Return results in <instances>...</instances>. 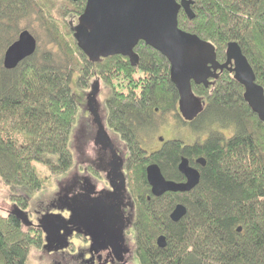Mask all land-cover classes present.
<instances>
[{"label":"trees","instance_id":"1","mask_svg":"<svg viewBox=\"0 0 264 264\" xmlns=\"http://www.w3.org/2000/svg\"><path fill=\"white\" fill-rule=\"evenodd\" d=\"M84 3L0 0V179L11 188L10 199L25 207L30 194L69 172L75 162L70 133L81 104L73 86L85 91L101 81L109 90L106 123L126 144V187L139 198L137 263L264 264V124L245 102L243 85L226 70L207 87L191 82L203 110L192 121L179 118L192 130L193 142L165 139L148 153L143 133L154 129L155 115L175 111L179 99L169 63L143 41L133 49L135 65L121 55L91 62L69 25ZM189 9L192 18L179 10L178 27L211 42L219 63L227 44L238 43L264 92V0H190ZM30 17L43 29L44 43L35 38L36 51L8 70L4 51ZM182 157L200 173L198 185L148 201L147 164L178 182L184 179L178 171ZM199 157L204 166L195 162ZM179 203L186 213L174 222L168 215ZM160 235L164 247L157 246ZM41 243L40 232L0 213V264H27Z\"/></svg>","mask_w":264,"mask_h":264},{"label":"water","instance_id":"2","mask_svg":"<svg viewBox=\"0 0 264 264\" xmlns=\"http://www.w3.org/2000/svg\"><path fill=\"white\" fill-rule=\"evenodd\" d=\"M84 2L85 6L77 23L73 26L70 23V27L78 48L91 62L121 55L135 65L137 58L133 53L135 45L143 41L151 46L160 55L165 56L169 63V77L178 91V113L185 122L194 120L203 110V100L194 95L191 82L207 87L211 79L216 80L218 73L226 70L233 74L238 84L243 85L245 102L264 124L263 87L256 84L255 73L238 43L227 44L226 59L219 63L211 42L203 41L196 34L178 27L177 16L180 9H183L189 18L193 16L189 9L190 0H84ZM36 47L37 40L34 36L26 29L21 30L15 41L4 51L2 59L4 68L10 70L16 67L22 59L30 57L36 51ZM98 83L91 85L86 96L87 111L91 114L93 122L98 125L96 141L100 139L105 141V145L111 149L113 144L97 113ZM195 162L201 166L205 165L201 157ZM178 171L184 176V181L166 180L157 164H149L145 169V175L151 194L157 197L167 192H190L198 185L200 173L185 157L180 159ZM185 213L186 207L179 203L174 206L169 218L178 222ZM18 217L23 224L28 225L26 216ZM41 222L42 220L39 224ZM240 230L239 227L238 231ZM157 246H165L164 236L160 235L157 238Z\"/></svg>","mask_w":264,"mask_h":264},{"label":"flooded vegetation","instance_id":"3","mask_svg":"<svg viewBox=\"0 0 264 264\" xmlns=\"http://www.w3.org/2000/svg\"><path fill=\"white\" fill-rule=\"evenodd\" d=\"M99 121L113 147L108 148L101 139L96 141L98 125L92 120L96 157H87L86 165L90 170L84 168L85 175L74 173L69 186H59L57 196L44 211L34 210V221L25 210L29 200L25 207L13 202L6 213L33 229V233L40 232L41 247L49 255L67 252L76 264H129L137 262L134 246L132 250L130 245L135 242L134 224L139 198H133L126 187L125 162L128 155L124 140L109 129L111 134H115V139L112 138L101 118ZM159 141L158 148L164 143L163 138L160 140L159 137ZM143 149L148 153L155 151ZM160 196L154 197L149 186L145 197L150 201ZM18 216H26L28 225L23 224Z\"/></svg>","mask_w":264,"mask_h":264},{"label":"rangeland","instance_id":"4","mask_svg":"<svg viewBox=\"0 0 264 264\" xmlns=\"http://www.w3.org/2000/svg\"><path fill=\"white\" fill-rule=\"evenodd\" d=\"M79 15L77 17H73L69 19V23L76 24L78 21ZM20 29L28 30L34 38L40 39V46L44 43V31L42 28L39 27L37 19L34 17H30V19H23L19 24ZM73 91L78 94V100L81 102L80 104V111L78 112L77 119L75 125L72 129L74 138L72 139V131L70 133V141L69 146L71 143L73 154L75 157V162L69 172L66 174H58L52 180L51 185L43 190L38 191L35 194H30L29 205L25 209L30 213L31 220H35V214L33 213L34 210L44 211L47 206L49 205L50 201L57 196L59 192V186H69L72 182V176L74 173H78V176L85 175L82 171L84 168L87 167L86 159L87 157H96L95 156V145H93V136H94V124H92V116L87 111V102L86 96L90 92V88H87L85 91H81L80 89L73 86ZM97 95H96V102H97V113L101 120L103 121L104 125L107 127V130L112 138L115 139V134H111L108 128V125L105 120V98L109 96V90H107L100 81L97 87ZM177 106L175 107V111L169 113H158L154 116V121L156 126L154 129H149L143 133V143L144 147L148 150H155L160 145L159 137L165 139H181L185 143L193 142V138L195 137L192 130L187 125L181 124V120L178 116ZM72 140V141H71ZM38 166H40L38 164ZM88 168V167H87ZM88 170H90L88 168ZM82 173H81V172ZM11 188L2 182L0 179V213L6 215V211L12 208L14 204L13 201L10 199L9 195L11 194ZM19 205V204H18ZM81 245V244H80ZM131 249L133 250L134 244H131ZM75 251V250H73ZM29 259L27 264H76L75 259L71 258L67 255V252L62 254L56 253L51 255L48 254L41 246L40 248H33L29 253ZM129 264H139L136 261Z\"/></svg>","mask_w":264,"mask_h":264}]
</instances>
